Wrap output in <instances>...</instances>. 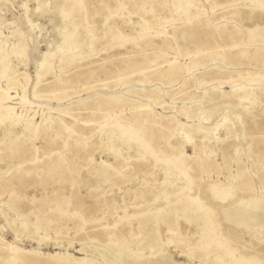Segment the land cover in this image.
Here are the masks:
<instances>
[{"label": "rangeland", "instance_id": "rangeland-1", "mask_svg": "<svg viewBox=\"0 0 264 264\" xmlns=\"http://www.w3.org/2000/svg\"><path fill=\"white\" fill-rule=\"evenodd\" d=\"M186 1L180 0L181 7L175 12L172 0H82L71 19L77 45L73 57L55 54L37 73L38 61L47 48L60 41L63 30L55 0H0V52H13L18 44L25 47L24 55L11 54L4 59L11 76L0 79V95L7 97L4 105L8 106L0 108V114L9 111L26 118L33 116L35 122L51 118L66 123L77 131L81 142L90 144L87 150L80 143L63 147L62 139L52 130H38L35 137L28 138L21 135L20 126L7 134L15 151H7L0 161V187L13 190L11 203L15 208L6 204L9 191L0 195V255L16 247L23 264H74L83 256L98 262L103 252L116 257L135 255L144 260L141 264H151L161 255H165L161 262L171 256L173 264L211 263L204 252L191 250L197 242L196 223L180 219L173 242L167 241L172 233L167 225L157 224L154 218L142 229L138 227L148 214H157L166 203L153 201L165 185L162 173L151 161L137 163L135 156L129 157L123 150L120 158H129L121 176L101 183L91 172L100 168L101 159L115 162L101 138L104 120L122 114L129 121L139 113V122L156 149L168 152L173 147L184 148L189 155L186 172L192 180L191 193L214 210L219 231L236 247V256L255 255L264 262V227L247 231L224 219V210L234 204L264 197V154L260 155L264 149V38L260 37L264 0H190L188 8ZM252 1H260L262 9L252 12ZM39 2L42 11L35 12ZM85 13L89 24L84 21ZM142 22L147 26L143 33ZM89 30L95 34L91 48ZM118 34L121 37L114 38ZM238 87H244L239 92L253 89L260 100L253 110L252 116L257 117L254 122L247 117L250 102L238 105L236 92L227 97ZM211 90H215L218 106L203 124L205 139L194 138L201 156L210 155L202 167L197 164L200 154L182 137V128L196 124L199 117L205 119L206 114L188 119L183 111L196 112L206 104L204 96ZM243 122L253 127L251 131L244 132ZM225 123L232 132L226 133ZM51 151V158L61 152L75 170L73 184L67 175L35 173L37 164L28 161L32 154L37 156L38 165H46ZM88 153H92L94 169L87 164ZM22 160L25 164L13 167ZM8 165L11 170L2 174ZM25 167L33 172L25 175ZM239 173L244 175L242 180L236 178ZM182 181L176 180L173 186ZM212 184L232 189L230 199L216 197ZM64 195L69 197L67 211L59 213L54 206ZM173 198L171 191L167 201ZM77 213L89 221L83 223ZM123 214L131 217L129 222L121 221ZM99 224L110 227L112 235L107 236L108 230L97 233L95 229L102 227ZM156 230L161 245L150 251ZM109 239L124 253L109 247ZM81 243L86 253L79 250Z\"/></svg>", "mask_w": 264, "mask_h": 264}, {"label": "bare ground", "instance_id": "bare-ground-1", "mask_svg": "<svg viewBox=\"0 0 264 264\" xmlns=\"http://www.w3.org/2000/svg\"><path fill=\"white\" fill-rule=\"evenodd\" d=\"M189 2L190 0L186 1L187 8L189 6L188 5ZM81 3H82V0H64V2L62 3L59 2L58 0H55V7H54L56 10L55 12L60 15V17L63 20L62 22H64L63 30L60 32V37H59L60 41L54 44L52 47L47 48V50L44 52L40 61H38L37 69H36L37 73L39 72V67L43 66L44 62L49 57H53L55 54H58L59 56H63L64 58L73 57L77 45H75L74 43L76 39L75 38L76 29L72 25L71 19H72L74 10L77 7H79ZM172 6L175 12L176 11L178 12L179 7H181L180 0H172ZM250 9L252 12L256 9L261 10L262 7L260 5V1H252V3L250 4ZM34 11L35 12L42 11L40 2L35 7ZM195 15L196 14H194V16ZM84 21L85 23L89 24L88 14L86 13L84 14ZM146 29H147V26L145 25V22H142L140 24V32L143 33ZM87 35L89 39L88 45L91 48L95 42V39H93L94 38L93 35H95L94 30H89L87 32ZM119 37H121V35L119 34L114 36V38H119ZM260 37L264 38V31L260 33ZM4 52L5 53L0 52V64L3 65L2 66L3 68L0 73V79L2 77L11 76L8 74L9 70L4 64V59L6 57H9L11 54L15 56L24 55L25 47L21 44H18L13 52L12 51L10 52V50L8 49L5 50ZM13 75L15 76V71L12 73V76ZM240 88L244 89V87H238L236 89H233L232 91H230V94H228L227 97L232 96L233 93L236 92L237 99H238V105L242 106L243 102L245 101L250 102L251 106L246 107V111L248 115L247 117L252 119L251 121L254 122L257 117H256V114L252 116V114H254L253 110L256 109L257 105H260V100H257L256 93L253 91V89L249 91L245 89L239 92L238 89ZM216 96L217 95L215 93V90H211L204 96L205 98L204 103L206 104L205 105L203 104L201 107H198L196 112L190 111L188 109H184L183 111V114L188 119L194 118L200 115L203 116L206 114L205 119H204V116L201 118L199 117V121L196 124H189L185 126L183 125V128H182L183 130L182 137L186 139V142L189 145H192L194 149H197V153L199 154H200V149L197 147L194 138L197 136H201V137L204 136L203 139H205L207 133L205 132L206 127L203 124H205V120L209 119L207 117H210L214 113L216 107L218 106V102L214 101ZM5 99H7L6 96L0 95V108L8 107L4 105L6 101ZM139 119H140L139 113H135L132 119L129 121L124 120L122 114H115L112 117H108V120L105 119L104 120L105 123L100 125V132L102 133L101 138L104 144V149L105 151L113 155L115 162H108L104 159H101L98 162V164L100 165V168L95 170L94 166H92V162L94 161L92 153H88L86 157L87 164L91 166L90 169H94V171H91V172H94L101 179L100 181L101 183L110 182V179L113 176H121L124 172V169L128 166L126 159L129 157L135 156L136 157L135 162L137 163L151 161L155 167H158L159 171L163 175L162 183L165 185V187L163 188L162 193L157 195L153 201L161 199V200H164L166 203L162 207L158 208L157 214H155V212L154 213L152 212L150 215L148 214V217L145 218L144 220L141 219L142 221L139 222L138 227L142 229L145 223H147L146 222L147 220H151L154 218L157 224L159 222H163L167 225V230L172 232L171 236L167 239V241L173 242V241H176L174 238V233H176L178 229L179 220L183 219L189 223H196V229L194 228L195 229L194 232L198 235L197 242L195 245L191 246V250L197 249V250H200V252H204L205 256L207 257L205 258L206 260H209L211 262L210 264H264V262L256 260L255 255L236 256L235 254L236 247L232 246L230 244V241L226 237L223 236L221 231H219L221 227H220L219 221L217 220L215 221L216 214L214 210L206 207V205L199 199L197 194L191 193L190 185H191L192 180L190 179L189 176H187V172H186L187 168L190 167L189 165H187V160L189 158V155L186 153L184 148L176 149L173 147V149L168 152L156 149L154 140L152 139L150 135H148L145 132L144 127L139 122ZM0 126L3 132V136L0 137V161H3L6 158L7 155L4 153H6L9 150H12L11 151L12 153L15 151V149L11 147L12 139L10 137L7 138V134H11L12 132H14L15 126H20L21 135L28 137V138L35 137L38 134V130H41L44 132L52 130L56 136L62 139L63 147H67L71 143H74L76 145L80 143L83 149L87 150L90 148V144L88 142H81L79 134L73 128L72 125L62 123V122L61 123L56 122V121L54 122L53 120H51V118L50 119L42 118L39 122H35L33 120V116L26 118L21 115L9 113V111H5L4 113L0 114ZM244 126L245 124L243 122L244 132H247V131L249 132L253 128V127H247V126L244 127ZM215 129L216 127L214 128V130ZM224 129H226L227 134L231 131V127L227 123H225ZM123 150L127 151L129 157L126 158L125 156L123 157V159L120 158L122 156ZM47 154H48L47 157L50 159L49 160L50 162L46 163V165H38L37 156L34 154H32V157L28 160V161H32L33 163L37 164L36 168H38V170H36L35 173L43 175V174H46V172L47 173L52 172L54 174L56 173L60 175H67L68 180L71 182V184H73L75 181V177H74L75 170H73L72 166L66 162V158L62 155V153L58 152L56 158H51V155L54 154L52 153V151L48 152ZM261 154L262 155L264 154V149L260 150V155ZM199 156L200 157L198 159L197 164L203 167L204 164L209 161L210 155L206 153V156L204 157L201 156V154ZM25 162L26 160H22L18 163V165H15L13 167L19 168L20 166L25 164ZM10 170H11V167H9L8 165L7 169L5 171H2V174H5L9 172ZM32 172L33 171L31 170V168L25 167V169H23V173L25 175H28ZM12 174L15 175L14 172H12ZM236 178L238 180H242L244 178V175L239 173L236 176ZM183 179L184 181H182V184L180 185L176 184V187L173 186V183L176 180H183ZM99 186L100 184L96 185V187H99ZM172 186H173V190H170V187ZM210 188L213 191V194L216 197L220 198L222 201H224L225 199H228L233 194L232 189L224 188V186L220 184H212L210 185ZM5 191H9L8 193L10 195L9 196L10 198L8 199L6 204L9 205L10 208H15V207H12L13 204L11 203V198L14 194L13 190L11 189L7 190L5 188L0 187V195H2ZM171 191H173V195H174V198L172 199L173 202L171 201L172 203L167 201L168 196L170 195ZM61 198H62L61 200L56 201L54 208L59 213H63V212L65 213L67 211L69 197L67 195H64ZM122 208L125 211L126 205L123 206ZM2 214L6 216L4 211L2 212ZM67 215L71 217L72 214L68 213ZM75 215L77 217H80L83 223H85L86 221H89V219L88 220L85 219L79 213ZM123 218L126 222H129L131 217L130 216L125 217L123 214V216L120 217L121 221L123 220ZM224 219H226L227 222L234 223L235 226L245 227L247 231L248 230L249 231L258 230L261 227H264V197L262 196L256 197L251 203L243 202L241 203V205L234 204L233 206L224 210ZM6 220H8V217ZM47 221L49 220L47 219ZM117 222L114 223L113 225L114 227L116 226ZM8 224H11V221L8 220ZM36 225H37L36 227L38 228L39 224H36ZM99 225H102V227L95 229L97 233L99 234L102 233V231L100 230H108L107 236L109 237V235H112L111 234L112 230L110 229V227H107V225H103V224H99ZM80 229L81 227L78 228L77 230L79 231ZM156 236H157V230L155 232L154 242L149 244L150 251H153V249L160 247L161 245V243H159V240L156 238ZM93 239H96V237H94ZM111 241L112 240L109 239L108 246L118 251L117 248L118 249L120 248L117 247V245L115 244V241H112V242ZM183 241L187 243L188 238L185 237ZM1 249H3V247ZM5 249H6V246H5ZM11 249L12 250L10 252H7L6 255H3V256L0 255V264H23L20 260H18L19 256L16 253L17 248L11 247ZM138 249L139 248H137V250ZM79 250L83 253L87 252V249L84 247V244L82 245V247L79 248ZM141 251H143V249H141ZM118 252L120 253L122 251H118ZM189 254L191 255V252H189ZM164 256L165 255H161L158 258L157 257L154 258L153 262L151 261V264H173L172 263L173 259L172 260L170 259L171 256L165 257L166 260L164 261L162 260L163 262H161L160 258ZM100 257H101L100 260L96 259L98 261L96 262V261L90 260V258H87L86 256H83V257L78 258L74 264H141V263H144V260L139 259L135 255H129V254L128 255L119 254V256L116 257V255L108 256L106 252H103L100 254ZM62 263L65 264L64 262Z\"/></svg>", "mask_w": 264, "mask_h": 264}]
</instances>
